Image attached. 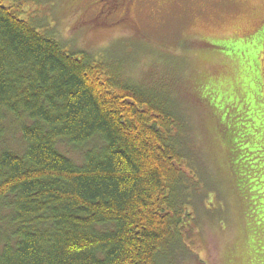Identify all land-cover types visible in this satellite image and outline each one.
I'll use <instances>...</instances> for the list:
<instances>
[{"label": "trees", "instance_id": "1", "mask_svg": "<svg viewBox=\"0 0 264 264\" xmlns=\"http://www.w3.org/2000/svg\"><path fill=\"white\" fill-rule=\"evenodd\" d=\"M40 1L0 0V264L191 261L170 257L209 187L170 60L136 79L127 45L68 48Z\"/></svg>", "mask_w": 264, "mask_h": 264}, {"label": "rangeland", "instance_id": "2", "mask_svg": "<svg viewBox=\"0 0 264 264\" xmlns=\"http://www.w3.org/2000/svg\"><path fill=\"white\" fill-rule=\"evenodd\" d=\"M27 11L68 48L127 45L136 79L170 60L209 187L192 241L170 259L264 264V0H44Z\"/></svg>", "mask_w": 264, "mask_h": 264}]
</instances>
